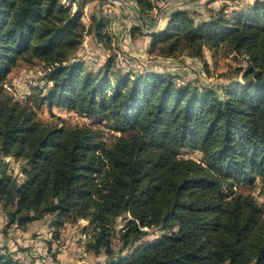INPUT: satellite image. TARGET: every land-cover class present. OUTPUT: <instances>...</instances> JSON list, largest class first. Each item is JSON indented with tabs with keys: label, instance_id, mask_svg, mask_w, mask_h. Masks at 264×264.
Returning a JSON list of instances; mask_svg holds the SVG:
<instances>
[{
	"label": "trees",
	"instance_id": "16d2710c",
	"mask_svg": "<svg viewBox=\"0 0 264 264\" xmlns=\"http://www.w3.org/2000/svg\"><path fill=\"white\" fill-rule=\"evenodd\" d=\"M85 1L73 11L63 0H0V156L24 162L23 178L0 162L9 226L49 215L57 240L65 223L86 220V248L104 255L100 264H264L262 206L237 191L254 182L264 191V3L231 12L222 4L200 20L173 10L149 34L150 54L203 60L206 48L223 46L244 55L243 82L213 89L123 73L112 59L87 70L76 57L84 34L108 44L110 36L103 17L81 22ZM135 2L142 17L157 8ZM18 61L37 63L48 84L29 103L4 88ZM42 105L101 115L121 134L106 145L89 126L41 122ZM182 149L201 161L180 158ZM150 229L159 236L144 241ZM0 264L19 262L0 249Z\"/></svg>",
	"mask_w": 264,
	"mask_h": 264
},
{
	"label": "rangeland",
	"instance_id": "374dc122",
	"mask_svg": "<svg viewBox=\"0 0 264 264\" xmlns=\"http://www.w3.org/2000/svg\"><path fill=\"white\" fill-rule=\"evenodd\" d=\"M70 3V0H67ZM212 0L191 1V8L195 7L199 9V6H206ZM255 0H227V1H213L209 4L208 8L218 10V8L224 4L226 11H237L247 5H250ZM264 3V0H259ZM155 3V2H154ZM196 3V4H195ZM189 5V6H190ZM96 7H98L96 5ZM188 8V5H186ZM206 8V7H204ZM206 8V9H208ZM159 9H163L160 7ZM76 10V9H75ZM164 10H162L163 12ZM195 13L197 19L203 16L202 19L207 18L208 13L205 12ZM84 15V11L82 17ZM198 15V16H197ZM82 19V18H81ZM82 22V20H81ZM83 23V22H82ZM84 24V23H83ZM103 32V29H102ZM105 32V31H104ZM103 32V33H104ZM85 35V34H84ZM92 37V36H91ZM93 38V37H92ZM90 36H83L81 45L79 46L76 57L83 60L85 68L94 72L104 65L108 59H112L114 69L125 73V70L117 67L118 57L127 56L130 60L138 61L144 68V72H155L158 74L168 75L175 82L176 85L190 84L192 86H205L216 89L219 86H226L233 81L243 82V74L248 66V60L242 54L232 52L228 48L223 46L217 50L206 48L204 52V59L199 60L191 58L184 53H176L171 56L161 54L159 51H155L151 54V57H146L147 61L131 57L129 49H136L140 51L143 49V45L137 38L130 44H126L122 41L112 40L110 37V43H106L105 40L97 41ZM137 41V42H136ZM139 42V43H138ZM136 44H139L138 46ZM134 72V71H133ZM136 74V73H131ZM5 90L14 97V99L20 102L29 103L36 94V88H40L43 94L47 91V82L43 80V73L41 67L37 63L32 65H26L21 62H17L13 66L10 72L4 77L3 80ZM218 91V90H217ZM37 117L41 122L55 123L61 126L62 124L68 126H89L99 133L102 141L108 145L111 144L114 136L120 135L119 131H116L109 126L106 121L103 120L101 115L84 116L79 115L73 111H67L64 109L52 108L49 110L46 105H42L38 108ZM180 158H191L196 161H201V154L198 151H191L189 149H182L179 154ZM0 162H9V167L13 174L19 178H23L21 174V168L24 165L23 161H17L10 157L0 156ZM250 192L262 206L264 214V191L259 188L258 182H254L249 186H240L237 191ZM0 216L5 218V225L9 226L5 208L0 205ZM51 216H45L35 224L27 228V241L31 243L34 254L30 255L34 264H100L104 262V255L93 254L92 251H88L86 246L89 242L92 231L88 229V223L86 220H79L76 224L65 223L59 232V239H54V229L50 226ZM14 228L17 225H11ZM16 226V227H15ZM4 225L0 227L2 231ZM122 228V221H118V226L115 230L114 239L112 238V245L117 249L118 238L120 229ZM12 232V231H11ZM26 233V232H25ZM12 235H16L21 238V233L12 232ZM159 236L157 230H148L147 236L144 237V241H152ZM15 236H12V238ZM22 239V238H21ZM22 246L27 243L22 242ZM35 241V242H34ZM50 241V242H49ZM39 243V244H36ZM43 243V244H42ZM20 246V245H19ZM37 257V258H36ZM44 258L45 263H41V259ZM13 259L16 261L13 257Z\"/></svg>",
	"mask_w": 264,
	"mask_h": 264
},
{
	"label": "crops",
	"instance_id": "0c3cea01",
	"mask_svg": "<svg viewBox=\"0 0 264 264\" xmlns=\"http://www.w3.org/2000/svg\"><path fill=\"white\" fill-rule=\"evenodd\" d=\"M67 5L72 7V10L74 11L77 7V4L79 2H82L83 0H70V3L67 0H63ZM152 2V5H156L157 0H150ZM191 1L195 0H167L168 4L163 9H160V18L155 19L153 17V14L150 11L149 16L145 15V17H142L140 13L138 12V7L136 6L135 0H86L85 4L83 6L84 15L82 17V22L84 23L85 27L87 28L91 22V17L93 15L98 17H103L105 20L106 25L104 26L105 32L111 37L112 40L122 41L126 44H130L137 38L139 42L143 45V51H137L135 48L130 49V47H127L129 51H131L129 54L131 57L139 58L147 61L146 57H151V54L148 52L149 43L151 40L150 33L160 31L164 29L168 14L173 10H184L188 12L190 15L195 17V13L203 12L205 9V12H207V9L209 7V4L213 1H227V0H212L209 2L206 6V8L199 6L201 4L200 1L197 3L198 8H191ZM197 1V0H196ZM155 2V3H154ZM196 4V3H195ZM96 5L98 7H96ZM188 5V8L186 7ZM190 5V6H189ZM213 9V8H208ZM162 10H164L162 12ZM204 14L202 15H205ZM198 16V15H197ZM196 18V17H195ZM203 16H200L199 19H202ZM139 23V24H138ZM139 28V30L136 28ZM86 36H90V38L95 39L93 34H85ZM92 36V37H91ZM137 42V41H136ZM138 42V43H139ZM137 46L139 44H136ZM140 46V45H139ZM131 73L133 72L132 69L127 70ZM144 69H142L140 72L137 73H143ZM5 218L0 216V227L4 225L2 231H0V249L7 250L9 253L13 255L14 258H16L19 262V264H34L33 260L31 259L32 254H34L33 249H30L31 243L30 241H27V238L25 237L27 235V228H29L30 224H35L37 222L30 223L25 227V229H19L14 228V226H6L5 225ZM18 232L21 233V238H19L16 235H12V232ZM26 232V233H25ZM12 236H15L12 238ZM20 239L22 240L21 243L25 242L26 245L21 246ZM35 242V241H34ZM39 244V243H36ZM43 244V243H42ZM20 245V246H19Z\"/></svg>",
	"mask_w": 264,
	"mask_h": 264
},
{
	"label": "built area",
	"instance_id": "2783aa9c",
	"mask_svg": "<svg viewBox=\"0 0 264 264\" xmlns=\"http://www.w3.org/2000/svg\"><path fill=\"white\" fill-rule=\"evenodd\" d=\"M168 4L167 0H157V8H152L151 13L153 14V17L155 19L160 18V7H166ZM139 24V23H138ZM119 60V66L122 69L125 68H136V71H141L144 69L141 64L136 60H130L127 56L125 57H118ZM16 259V258H15ZM41 263H45L44 258L41 259Z\"/></svg>",
	"mask_w": 264,
	"mask_h": 264
}]
</instances>
